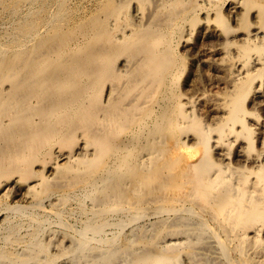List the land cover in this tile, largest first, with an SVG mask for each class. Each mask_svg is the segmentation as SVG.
Segmentation results:
<instances>
[{
  "label": "bare ground",
  "instance_id": "bare-ground-1",
  "mask_svg": "<svg viewBox=\"0 0 264 264\" xmlns=\"http://www.w3.org/2000/svg\"><path fill=\"white\" fill-rule=\"evenodd\" d=\"M80 2L0 0V264H264V0Z\"/></svg>",
  "mask_w": 264,
  "mask_h": 264
},
{
  "label": "rangeland",
  "instance_id": "rangeland-1",
  "mask_svg": "<svg viewBox=\"0 0 264 264\" xmlns=\"http://www.w3.org/2000/svg\"><path fill=\"white\" fill-rule=\"evenodd\" d=\"M75 2L76 3H79L80 2V0H75ZM84 2V3H83ZM82 5H84L85 6V3H86V7L88 8V7H90L92 4L89 2V0H82L81 2H80ZM89 3H90V5H89ZM2 24H3V26H2ZM5 24V25H4ZM7 27V23L6 22H1L0 23V29L2 28V30H0V34H1V31H3V29H5ZM197 38V35L195 34L194 35V39H196ZM193 55V54H192ZM192 55H188V57H189V59H188V61H187V64L188 63H191L190 65L188 64L187 65V68H186V73H185V75H183V77H182V81L186 78H188V80H187V82H188V84L191 86H189L190 87V89H194L195 91H197L196 93H205L206 95H208L209 97H211L212 98V96H213V98H214V95H218V94H220L222 91H223V87H224V85H221V84H219V83H217L216 82V80H215V77L214 76H216V74H215V72L214 71H212V72H210L211 70H208V69H204L203 68V66L199 63H197V56L195 57V56H192ZM195 57V58H194ZM194 59V61H196V62H194V64H192V60L191 59ZM190 61V62H189ZM195 65V66H194ZM201 67H200V66ZM194 66V67H193ZM198 66V67H197ZM194 68L193 69V73H197L196 75L194 74H190L191 76H188L187 77V73L189 72L188 71V68L190 69V68ZM197 67V68H196ZM205 72V73H204ZM209 72V73H208ZM199 73V74H198ZM210 80V81H209ZM213 80V81H212ZM215 80V81H214ZM193 81V82H192ZM203 81V82H202ZM194 84V85H192V83ZM217 83V84H216ZM196 84V85H195ZM198 84V85H197ZM216 85V86H215ZM189 87H187L186 89H189ZM220 87V88H219ZM215 89V90H214ZM220 89V90H219ZM222 89V90H221ZM184 90H185V85H184ZM199 90V91H198ZM212 93H211V92ZM214 91H216V92H214ZM210 92V93H209ZM257 113H258V115L259 116H263V113L261 112V111H257ZM204 116V115H203ZM12 198V199H11ZM13 198H14V194H13V192H11L10 193V195H9V198H7V200L9 201V203L11 202H13V203H15V202H17V203H22L23 205H27V203L26 202H23L22 200H20V198H15L14 200H13ZM12 200V201H11ZM16 200V201H15ZM46 206H45V210H48V208L50 209V206H49V204L47 203V204H45ZM71 206V209L72 210H74V208L76 209V205L75 204H72V205H70ZM70 206L68 207V210H71V209H69L70 208ZM76 214L77 213H73V214H70V215H67V217H66V221L68 220V224H70V226H72L74 229H79L80 227H81V224H80V221H79V216L77 215L76 216ZM45 216V215H44ZM46 218H47V220H48V223H47V227H48V229L49 230H51V231H49L48 230V232H47V234H45V236H44V241L45 242H47V243H49L51 246H50V251L52 252V253H57L58 251H60V250H63V249H68L69 247H70V245L72 244L71 243V241H70V239L69 238H66L67 236H65L64 237V235H63V233H62V230H61V228H60V226H58L56 223H54V217L52 216V215H46L45 216ZM52 217V218H51ZM23 218V217H22ZM50 218H51V220H50ZM16 219H19V218H16ZM15 219V220H16ZM24 220V222H23V224H25L24 225V227L20 230V234L22 235V236H25L26 235V233L30 230L29 229V227H27L28 225V222H26V219H25V217H24V219H22V221ZM53 221V222H52ZM56 224L55 226L52 224ZM76 223V224H75ZM75 225L77 226V227H75ZM80 225V226H79ZM50 226V227H49ZM145 231L147 232V235H149V236H151V235H153L154 233V231L153 230H155V229H153L154 227L153 226H151V225H147V226H145ZM109 234L108 235H110L111 233L110 232H108ZM134 235V233H129V237H132ZM65 239V240H64ZM61 240V241H60ZM207 240V241H206ZM205 240V243H203V245L201 246V245H199L198 247H196L195 248V250H194V254H195V257L192 259L193 260V264H218L219 263V261H218V259H217V257H215L216 256V251H215V249H214V246H213V244L211 243V241H210V239H206ZM181 243H182V239L181 240H179ZM63 244V245H62ZM60 245L62 246V248L63 249H61V247H60ZM53 248V249H52ZM59 248V249H58ZM58 250V251H57ZM215 251V252H214ZM119 257V258H118ZM115 260H114V262H113V264H130V262H131V257L130 256H127V257H125V256H118ZM123 257V258H122ZM97 264H103V263H97ZM180 264H190V262L188 261V258L186 257V256H181V261H180Z\"/></svg>",
  "mask_w": 264,
  "mask_h": 264
}]
</instances>
